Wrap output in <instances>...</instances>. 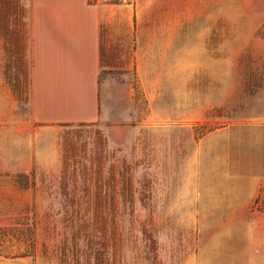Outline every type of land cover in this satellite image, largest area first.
<instances>
[{"label": "rangeland", "instance_id": "1", "mask_svg": "<svg viewBox=\"0 0 264 264\" xmlns=\"http://www.w3.org/2000/svg\"><path fill=\"white\" fill-rule=\"evenodd\" d=\"M33 2L0 27V227L31 221L34 246L0 264H264V211L219 212L264 191V0H95L116 13L100 118L52 123L30 105Z\"/></svg>", "mask_w": 264, "mask_h": 264}, {"label": "crops", "instance_id": "2", "mask_svg": "<svg viewBox=\"0 0 264 264\" xmlns=\"http://www.w3.org/2000/svg\"><path fill=\"white\" fill-rule=\"evenodd\" d=\"M113 9L106 2L34 0L30 105L36 120L94 122L100 118L101 24L116 18ZM229 193L223 211H219L224 227L262 226L250 219L249 212L264 211V191L244 197L236 190ZM210 223L201 221L196 227L217 226Z\"/></svg>", "mask_w": 264, "mask_h": 264}, {"label": "trees", "instance_id": "3", "mask_svg": "<svg viewBox=\"0 0 264 264\" xmlns=\"http://www.w3.org/2000/svg\"><path fill=\"white\" fill-rule=\"evenodd\" d=\"M90 3L95 2V0H88ZM113 2V1H112ZM11 20H10V19ZM23 18V6L22 0H0V27L6 31L12 32L10 36L15 35V31H19L22 25ZM10 21V24H9ZM106 23L101 24V31L105 28ZM14 36H12V40ZM27 220V219H26ZM71 223L74 226L72 236L79 235V230L84 232V226L86 223L85 219L81 216H75L71 218ZM31 222V221H30ZM29 221H25V225L22 228H16L15 226L0 227V243L6 240H17L22 243L25 250L19 252L20 256L30 255L33 253L34 246V230H32ZM28 225V226H27ZM104 232L103 230H101ZM11 240V241H12Z\"/></svg>", "mask_w": 264, "mask_h": 264}]
</instances>
